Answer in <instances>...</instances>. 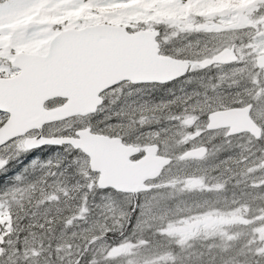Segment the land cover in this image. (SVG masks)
<instances>
[{
  "label": "snow or ice",
  "instance_id": "obj_1",
  "mask_svg": "<svg viewBox=\"0 0 264 264\" xmlns=\"http://www.w3.org/2000/svg\"><path fill=\"white\" fill-rule=\"evenodd\" d=\"M240 3L0 0V181L66 153L0 192V264H264V0Z\"/></svg>",
  "mask_w": 264,
  "mask_h": 264
},
{
  "label": "rangeland",
  "instance_id": "obj_2",
  "mask_svg": "<svg viewBox=\"0 0 264 264\" xmlns=\"http://www.w3.org/2000/svg\"><path fill=\"white\" fill-rule=\"evenodd\" d=\"M139 3V0H133V5ZM248 3H250V0H241L240 6H246ZM232 6V0H221V8L218 10H224ZM11 19L15 20V17H12ZM13 26H16L15 24ZM39 154H32V155H27V154H22L18 159L14 160L11 163V166H9V170L12 171L15 169L16 172L12 176L8 177V183L5 189H2L0 192L6 190L7 188L11 187L13 183L15 182V176L16 175H26L25 169L30 168L33 161H39L40 163H46L49 160L55 161L58 157L65 155L66 153L64 152L63 148H53V149H43L38 151ZM12 172V173H13ZM29 178H34V177H29Z\"/></svg>",
  "mask_w": 264,
  "mask_h": 264
},
{
  "label": "flooded vegetation",
  "instance_id": "obj_3",
  "mask_svg": "<svg viewBox=\"0 0 264 264\" xmlns=\"http://www.w3.org/2000/svg\"><path fill=\"white\" fill-rule=\"evenodd\" d=\"M179 87L178 84H173V85H167L165 88L162 89H157L153 90L149 93H147L145 98H150L153 101L159 102L160 100H165V99H171L172 97L167 95V88H176ZM191 89V86H189V90ZM103 116H98L97 119H102Z\"/></svg>",
  "mask_w": 264,
  "mask_h": 264
},
{
  "label": "trees",
  "instance_id": "obj_4",
  "mask_svg": "<svg viewBox=\"0 0 264 264\" xmlns=\"http://www.w3.org/2000/svg\"><path fill=\"white\" fill-rule=\"evenodd\" d=\"M9 166H11V164L9 165ZM13 171H15V169L14 170H12V171H8V177H10V176H12L13 174H15L16 172H13ZM13 172V173H12ZM7 183H8V180L6 179V180H3V181H0V191L2 190V189H5L6 188V186H7Z\"/></svg>",
  "mask_w": 264,
  "mask_h": 264
},
{
  "label": "water",
  "instance_id": "obj_5",
  "mask_svg": "<svg viewBox=\"0 0 264 264\" xmlns=\"http://www.w3.org/2000/svg\"><path fill=\"white\" fill-rule=\"evenodd\" d=\"M43 147H45V146H43ZM52 147H59V146H52ZM42 148V147H41ZM37 149H40V148H37ZM36 150V149H35Z\"/></svg>",
  "mask_w": 264,
  "mask_h": 264
}]
</instances>
